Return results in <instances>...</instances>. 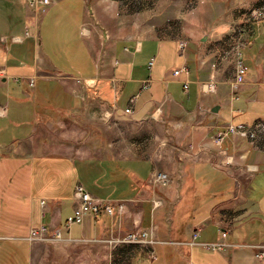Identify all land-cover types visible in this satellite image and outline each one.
Instances as JSON below:
<instances>
[{"label": "crops", "instance_id": "0c3cea01", "mask_svg": "<svg viewBox=\"0 0 264 264\" xmlns=\"http://www.w3.org/2000/svg\"><path fill=\"white\" fill-rule=\"evenodd\" d=\"M50 1L0 0V121L24 130L0 142V264H264V135L212 142L264 122L259 0ZM78 184L122 212L67 228ZM42 226L60 239L31 240ZM149 229L152 246L111 242Z\"/></svg>", "mask_w": 264, "mask_h": 264}, {"label": "built area", "instance_id": "2783aa9c", "mask_svg": "<svg viewBox=\"0 0 264 264\" xmlns=\"http://www.w3.org/2000/svg\"><path fill=\"white\" fill-rule=\"evenodd\" d=\"M27 6L29 9H41L42 12L50 6V0H26ZM246 20L251 22H260L264 20V0H259V4L251 9L247 14ZM241 47H247L250 45V42L243 41L240 43ZM179 48L181 51L185 48V43H180ZM248 71V67L243 62L241 53H236L235 59V75L234 80L231 84V90L233 92L238 91L240 85L244 83L245 77ZM179 70L174 72V75L179 74ZM33 86V82H30V87ZM184 88H187L186 83ZM201 91L203 93H213L214 85L213 83H206L201 85ZM126 114H130V109L125 110ZM264 135V122H256L251 125L239 124V125H229L224 131L217 132L212 139V142L216 146H221V144L228 138H242L247 141L249 144H253L257 139ZM224 153V151H222ZM232 162V161H231ZM230 162V163H231ZM249 172H254L255 168H246ZM170 183L169 177L163 172H154L152 175V184L159 188L168 187ZM73 198L75 201V207L71 216L66 219V227L69 228L72 225H80L83 223L86 216L95 217L100 213H104L108 216H113L116 213L120 214L123 210L122 204L113 205L111 202H105L99 200L92 195H90L83 186L76 185L73 192ZM158 205H154V208H157ZM227 232L221 233L222 239H225ZM40 239L43 241H56L60 239V233L58 230L52 232L48 236V229L45 226H42L38 229H35L31 232V240ZM196 235L193 234L191 242L189 245H197L195 243ZM114 244H132L139 246H152L156 244L155 238L153 236L152 230H135L124 236L122 239L111 241ZM205 249L212 251H222L227 248L228 245L224 242H219L215 244H203L201 245ZM256 248L258 251L255 253L257 259L264 258V244L252 247Z\"/></svg>", "mask_w": 264, "mask_h": 264}, {"label": "rangeland", "instance_id": "374dc122", "mask_svg": "<svg viewBox=\"0 0 264 264\" xmlns=\"http://www.w3.org/2000/svg\"><path fill=\"white\" fill-rule=\"evenodd\" d=\"M23 133H24V130H18L17 129L12 117L9 120L0 121V142H4L5 144L9 143L13 140V138H15V136H19V137L23 136ZM166 188L167 187L161 188V189H166ZM108 217H114V215L108 216ZM129 233H127V234H129ZM127 234L123 235L119 239H122ZM119 239H116V240H119ZM51 242H56V241H50V243Z\"/></svg>", "mask_w": 264, "mask_h": 264}, {"label": "water", "instance_id": "95a60500", "mask_svg": "<svg viewBox=\"0 0 264 264\" xmlns=\"http://www.w3.org/2000/svg\"><path fill=\"white\" fill-rule=\"evenodd\" d=\"M218 109L217 108H215V109H213V112H216Z\"/></svg>", "mask_w": 264, "mask_h": 264}, {"label": "bare ground", "instance_id": "6f19581e", "mask_svg": "<svg viewBox=\"0 0 264 264\" xmlns=\"http://www.w3.org/2000/svg\"><path fill=\"white\" fill-rule=\"evenodd\" d=\"M1 115V114H0Z\"/></svg>", "mask_w": 264, "mask_h": 264}]
</instances>
